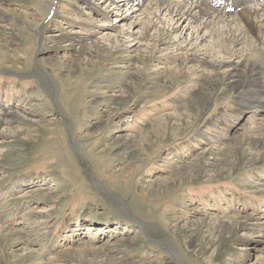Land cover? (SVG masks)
I'll return each instance as SVG.
<instances>
[{"label":"rangeland","instance_id":"obj_1","mask_svg":"<svg viewBox=\"0 0 264 264\" xmlns=\"http://www.w3.org/2000/svg\"><path fill=\"white\" fill-rule=\"evenodd\" d=\"M149 1L0 0V264H264V46Z\"/></svg>","mask_w":264,"mask_h":264},{"label":"bare ground","instance_id":"obj_2","mask_svg":"<svg viewBox=\"0 0 264 264\" xmlns=\"http://www.w3.org/2000/svg\"><path fill=\"white\" fill-rule=\"evenodd\" d=\"M248 1L251 0H241L239 6L242 7L236 13L238 16L234 17L236 15L235 14L231 18L227 16L224 11L202 10L197 5H191L189 8H183L181 4L175 2V7H172V0L149 1L146 5L147 8L145 11L148 14L155 16L157 19L161 18L162 12L168 13L173 18L177 17L178 21L182 23L186 22L184 28L190 26L196 20H201L200 26L204 25V27H207L211 33L217 34L219 45L228 44L230 43L229 41H234L235 43L240 42L248 45V49L252 48V50H256L257 48L264 46V3L262 2L256 4L254 2L255 4H251L252 1L250 3H246ZM258 1L261 2L262 0ZM113 3L115 2L113 1ZM113 3H110L111 7L114 6ZM203 17H207V20L202 21ZM221 23L223 24L221 25ZM250 37H253V39H255L258 43L255 44L254 41L250 40ZM180 45H182V42H180L177 46ZM193 50L194 55H196L199 51L197 46L194 47ZM256 77L257 72L254 68L251 70L249 75V82H254ZM92 228L93 227H89L88 230H91ZM23 234L24 237L27 238V241H25L27 243L32 241L31 238L35 235L34 232H24ZM1 236H3V234H1ZM46 243L47 240L43 241L41 249L46 246ZM45 249H47V247H45ZM24 250L27 251L25 254L26 256L34 254V252L28 250V248H24Z\"/></svg>","mask_w":264,"mask_h":264}]
</instances>
